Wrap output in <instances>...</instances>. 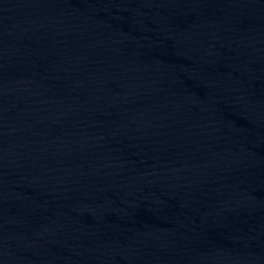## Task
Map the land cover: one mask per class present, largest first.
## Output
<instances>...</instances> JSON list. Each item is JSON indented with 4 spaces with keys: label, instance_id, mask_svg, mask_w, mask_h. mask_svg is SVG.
I'll return each mask as SVG.
<instances>
[{
    "label": "water",
    "instance_id": "1",
    "mask_svg": "<svg viewBox=\"0 0 264 264\" xmlns=\"http://www.w3.org/2000/svg\"><path fill=\"white\" fill-rule=\"evenodd\" d=\"M0 264H264V0H0Z\"/></svg>",
    "mask_w": 264,
    "mask_h": 264
}]
</instances>
